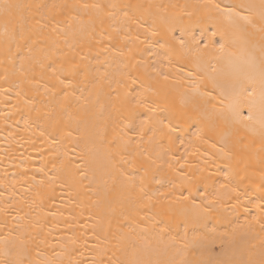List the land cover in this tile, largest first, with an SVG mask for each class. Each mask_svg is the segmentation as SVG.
Instances as JSON below:
<instances>
[{"label": "snow or ice", "instance_id": "obj_1", "mask_svg": "<svg viewBox=\"0 0 264 264\" xmlns=\"http://www.w3.org/2000/svg\"><path fill=\"white\" fill-rule=\"evenodd\" d=\"M0 104L43 157L0 264H264V0H0ZM57 183L80 211L52 244Z\"/></svg>", "mask_w": 264, "mask_h": 264}, {"label": "bare ground", "instance_id": "obj_2", "mask_svg": "<svg viewBox=\"0 0 264 264\" xmlns=\"http://www.w3.org/2000/svg\"><path fill=\"white\" fill-rule=\"evenodd\" d=\"M162 2L167 3L168 0H162ZM182 2V0H181ZM230 2V0H225V3ZM192 84H197V81H192ZM190 90V89H189ZM6 111L2 104H0V113ZM245 116L248 115V108L244 107L242 109ZM254 118L259 117V102L253 107ZM19 118L18 116L16 117ZM256 128V133L253 138L258 139L259 137V125L256 123L254 125ZM29 134L19 131V128L13 125V121L9 120L8 124L5 125L2 117H0V185L15 183L16 195H11V189L5 191L3 187H0V207H6L9 199L16 200L21 195H25L27 199L31 200L36 197V190L33 189L32 192L26 193L25 189L29 187L28 183L21 181L24 169L29 170V175L35 173L37 181L42 178V174L36 173V169L39 168L43 162V157L39 151H36L31 142L28 139ZM183 150V149H181ZM98 160L102 162V156L98 157ZM52 174L51 172L49 173ZM91 178V174L89 176ZM21 181V182H17ZM23 183V187L21 184ZM84 184H88V180L84 181ZM56 191L51 193L54 197V203H49L45 201L46 210H56L59 209L63 215H57L55 219L50 218L49 226L53 228L52 238H50V243L56 244L57 241L67 240L68 237L72 236L73 232L76 231L75 228H69L65 224V221L71 223V215L79 213L80 209L76 205L72 204L69 199L67 188H62L59 183L55 185ZM95 197H93L94 199ZM38 201V198H37ZM57 222H59V227H56ZM173 235H176L173 233ZM181 235L183 233L181 232ZM192 233H189V238H191ZM89 243H93L91 239V233H89ZM183 241L178 244L175 248H168L167 252L163 250L159 254H154L153 258H159L161 260H167L169 258L178 257V252L183 248ZM221 243L220 241L208 242L203 247L192 246L189 247L183 254V258L189 260L198 259H216V254L220 252ZM49 254L51 251L49 250Z\"/></svg>", "mask_w": 264, "mask_h": 264}]
</instances>
